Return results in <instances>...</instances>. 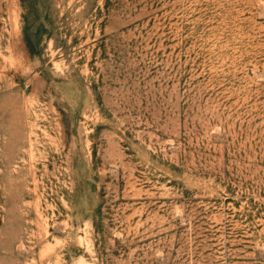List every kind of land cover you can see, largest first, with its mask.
<instances>
[{
  "label": "rangeland",
  "instance_id": "1",
  "mask_svg": "<svg viewBox=\"0 0 264 264\" xmlns=\"http://www.w3.org/2000/svg\"><path fill=\"white\" fill-rule=\"evenodd\" d=\"M0 264H264V0H0Z\"/></svg>",
  "mask_w": 264,
  "mask_h": 264
}]
</instances>
